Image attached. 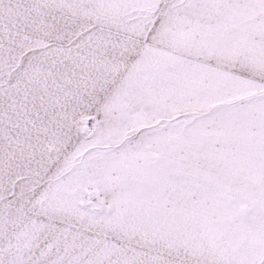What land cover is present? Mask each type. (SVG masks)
<instances>
[{
    "label": "snow or ice",
    "instance_id": "1",
    "mask_svg": "<svg viewBox=\"0 0 264 264\" xmlns=\"http://www.w3.org/2000/svg\"><path fill=\"white\" fill-rule=\"evenodd\" d=\"M0 264H264V0H0Z\"/></svg>",
    "mask_w": 264,
    "mask_h": 264
}]
</instances>
